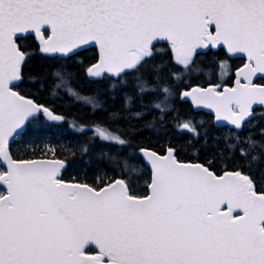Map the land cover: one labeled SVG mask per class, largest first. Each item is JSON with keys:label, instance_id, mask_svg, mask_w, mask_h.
I'll use <instances>...</instances> for the list:
<instances>
[{"label": "snow or ice", "instance_id": "1", "mask_svg": "<svg viewBox=\"0 0 264 264\" xmlns=\"http://www.w3.org/2000/svg\"><path fill=\"white\" fill-rule=\"evenodd\" d=\"M0 264H264V0H0Z\"/></svg>", "mask_w": 264, "mask_h": 264}, {"label": "trees", "instance_id": "2", "mask_svg": "<svg viewBox=\"0 0 264 264\" xmlns=\"http://www.w3.org/2000/svg\"><path fill=\"white\" fill-rule=\"evenodd\" d=\"M238 61H239V58H234L231 60V63H237ZM199 73L200 74L198 76H195L194 78H206L208 74L218 75V73L215 71L212 65L208 64L207 62L201 63ZM70 174H71L70 172L66 173V175H70Z\"/></svg>", "mask_w": 264, "mask_h": 264}, {"label": "water", "instance_id": "3", "mask_svg": "<svg viewBox=\"0 0 264 264\" xmlns=\"http://www.w3.org/2000/svg\"><path fill=\"white\" fill-rule=\"evenodd\" d=\"M236 58V57H235ZM237 58H239V57H237Z\"/></svg>", "mask_w": 264, "mask_h": 264}]
</instances>
